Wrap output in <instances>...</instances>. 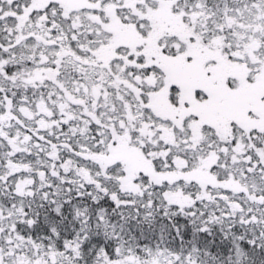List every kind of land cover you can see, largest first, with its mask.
<instances>
[{
	"label": "snow or ice",
	"instance_id": "6c2138e0",
	"mask_svg": "<svg viewBox=\"0 0 264 264\" xmlns=\"http://www.w3.org/2000/svg\"><path fill=\"white\" fill-rule=\"evenodd\" d=\"M0 264H264V0H0Z\"/></svg>",
	"mask_w": 264,
	"mask_h": 264
}]
</instances>
